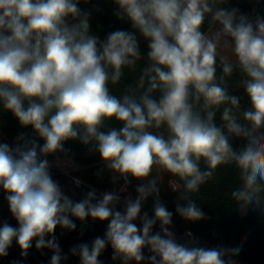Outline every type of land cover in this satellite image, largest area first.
I'll use <instances>...</instances> for the list:
<instances>
[{
  "label": "clouds",
  "instance_id": "obj_1",
  "mask_svg": "<svg viewBox=\"0 0 264 264\" xmlns=\"http://www.w3.org/2000/svg\"><path fill=\"white\" fill-rule=\"evenodd\" d=\"M81 3L88 0H0V109L33 131L14 144L0 140V190L18 225L0 226V257L14 241L27 257L35 242L51 250L50 264H62L55 230L91 218L107 227L70 249L80 264H103L108 246L119 264H237L242 245L177 238L160 184L170 177L183 202L175 213L195 222L207 218L195 198L201 187L221 166L234 167L237 210L264 213V16L227 7L230 0H113L114 15L134 31L101 40ZM125 70L138 75L116 95ZM69 140L99 154L113 184H123L79 200L65 194L47 157ZM133 179L136 197L121 199ZM149 197L152 215L142 212Z\"/></svg>",
  "mask_w": 264,
  "mask_h": 264
},
{
  "label": "trees",
  "instance_id": "obj_2",
  "mask_svg": "<svg viewBox=\"0 0 264 264\" xmlns=\"http://www.w3.org/2000/svg\"><path fill=\"white\" fill-rule=\"evenodd\" d=\"M82 10L90 12V30L101 40L105 39L107 34L116 30L134 31L130 22L119 20L114 15L116 6L113 0H88V3H81ZM227 7H237L244 14H259L264 16V0H230ZM139 46L142 54L147 52V41L137 33ZM146 61L142 60L143 66ZM138 73H129L125 70V77L120 85L112 89L116 95L121 94L125 88L133 82ZM235 79V77H234ZM110 126H117L114 122ZM0 131L9 137L16 138L19 134H25L28 137L33 136L32 129L22 128L18 120L10 113L0 109ZM38 139V137H37ZM43 143V141H39ZM241 141H234V147H239ZM65 152L51 155L49 161L56 158H71L78 163L85 164L83 171L76 174L81 177L83 182L88 185L86 190L91 187L101 188L97 180L98 171H107L105 165H93L89 159L81 158L78 153L89 152L88 148L78 140H69L64 144ZM99 155V154H98ZM52 177L64 190L61 174L50 168ZM170 178V177H169ZM238 184V172L234 167L221 166L215 175V178L201 187L199 194L195 197L197 204L206 213L207 218L191 222L185 220V226L180 231L186 229L192 230L204 240L208 241L211 247L228 246L235 247L242 245L241 251L235 258L248 264H264V213L259 211H248L246 215H241L234 202L230 199L229 192L231 188ZM65 192V190H64ZM179 195L178 192H174ZM65 194H67L65 192ZM3 190H0V226L8 222L11 226L17 227V222L12 217L7 201L4 198ZM79 200V199H78ZM183 203L181 201H178ZM176 203L170 204L169 211L173 212L172 231L176 230L181 224V218L175 213ZM152 215V210H144ZM76 229L68 231L57 227L55 235L62 249V254L68 257L62 264H80L79 257L73 256L70 249L80 243H89L98 236L102 237L107 222L92 221L88 218L86 222L81 223L75 220ZM159 230V225L154 231ZM179 231V230H178ZM177 236V235H176ZM52 252L49 249L37 250L35 242L28 251L27 257L21 256V249L15 241L8 250L6 257H0V264H50ZM112 249L106 247L105 251L99 257L103 264H119V261H112Z\"/></svg>",
  "mask_w": 264,
  "mask_h": 264
},
{
  "label": "rangeland",
  "instance_id": "obj_3",
  "mask_svg": "<svg viewBox=\"0 0 264 264\" xmlns=\"http://www.w3.org/2000/svg\"><path fill=\"white\" fill-rule=\"evenodd\" d=\"M0 140L3 142H7L9 144H14L15 139L12 137L7 136L6 134L2 133L0 131ZM78 155L81 158L89 159V163L93 165H104V162L101 160L100 156L97 153H90V152H85V153H78ZM51 164V168L53 170H56L59 174H61V179L63 180V188L67 195L72 197L74 200H78L82 198V194L86 193L88 190L86 188L88 187L85 182L79 177L76 173L78 171H83L86 167L85 164L78 163L77 161L71 159V158H56L54 160L49 161ZM97 180L99 182V185L101 188H96V187H91L95 188L97 190V193H101L104 191H113L117 190L120 185L123 184V181H119L117 184H113L112 182V177L111 173L107 170L104 172L98 171L97 175ZM73 178L79 179L81 181V185L77 186L74 183ZM169 176L165 175L163 177V181L160 184V199L161 201L167 206L169 209L170 204L177 203L178 202V195H176L168 184ZM138 181L136 180H131V183L128 186V190L125 193L121 194V199H123L124 196L126 195H131L132 198L134 199L136 197V192L135 188L137 185ZM153 202L154 198L149 197V199L145 202L143 205L144 210H152L153 208ZM122 210V205L118 206ZM181 218V217H180ZM139 226V221L136 222ZM185 220L181 218V224L179 227L174 230V232H181L180 229H183L182 227L185 226ZM179 230V231H178ZM183 232V231H182ZM177 235V234H176ZM179 235H177V238ZM179 239V238H178ZM147 254V251L146 253ZM234 259L237 261V264H248L240 259H237L234 257Z\"/></svg>",
  "mask_w": 264,
  "mask_h": 264
},
{
  "label": "built area",
  "instance_id": "obj_4",
  "mask_svg": "<svg viewBox=\"0 0 264 264\" xmlns=\"http://www.w3.org/2000/svg\"><path fill=\"white\" fill-rule=\"evenodd\" d=\"M186 232H191L198 240H199V242L203 245V246H205V247H211V245H210V243L208 242V241H206V240H204L201 236H199V235H197L196 233H194L192 230H189V229H186V230H184L183 232H175V234H177V235H179V240L181 241V242H183V240L185 239V233Z\"/></svg>",
  "mask_w": 264,
  "mask_h": 264
}]
</instances>
